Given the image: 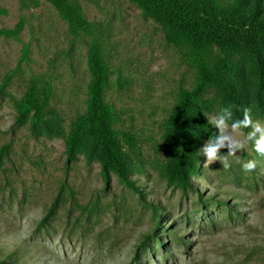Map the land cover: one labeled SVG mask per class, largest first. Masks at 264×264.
Returning a JSON list of instances; mask_svg holds the SVG:
<instances>
[{"label": "rangeland", "instance_id": "rangeland-1", "mask_svg": "<svg viewBox=\"0 0 264 264\" xmlns=\"http://www.w3.org/2000/svg\"><path fill=\"white\" fill-rule=\"evenodd\" d=\"M70 1L91 24L89 33L72 34L47 0H0V84L10 77L0 93V264H264V156L251 140L229 154L257 124L264 131V45L254 42L253 53L211 47L205 55L240 106L228 117L230 100L211 86L187 109L212 132L185 120L198 173L183 187L169 183L174 159L167 148L180 96L198 80L189 50L129 0ZM220 5L223 16L264 22V0ZM94 44L105 67L101 92L112 136L134 189L112 171L103 178L94 132L66 159L71 126L88 114ZM34 80L51 88L36 128L30 117L15 122ZM245 109L252 123L234 130ZM217 144L226 159L208 164L204 150ZM249 160L256 168L245 172Z\"/></svg>", "mask_w": 264, "mask_h": 264}, {"label": "trees", "instance_id": "trees-1", "mask_svg": "<svg viewBox=\"0 0 264 264\" xmlns=\"http://www.w3.org/2000/svg\"><path fill=\"white\" fill-rule=\"evenodd\" d=\"M67 23L72 34L89 33V24L78 6L70 0H47ZM142 12L143 16L160 24L166 31L168 38L176 45H184L190 52L192 66L197 70L198 80L192 90L182 92L180 96V112L173 126V139L168 145V152L174 159L170 171L169 183L180 181L183 187L188 186L189 174L198 173L197 166L192 163L185 142V120L190 119L199 126H207L209 132L212 127L202 116L189 118L187 109L192 102L208 87L220 89L230 100L232 112L237 114L240 106L238 94L224 74L214 75L205 59L211 47L221 50L231 48L254 52V42L264 45V22H256L250 16H223L220 0H129ZM88 67L91 73L88 114L79 117L71 126L66 141V159L72 160L78 150L81 139L88 133L96 134V148L98 150L102 175L109 178L113 172L127 187L134 189L124 173L122 154L115 144L111 132V113L107 110L101 89L105 84V67L101 61L99 48L93 45ZM10 77L6 76L0 84V93L9 85ZM49 84L41 85L40 81H32L24 96L19 101L17 124L23 119H31L32 128L42 123L50 98ZM7 151L3 147L2 152ZM52 209L43 217L47 220Z\"/></svg>", "mask_w": 264, "mask_h": 264}, {"label": "clouds", "instance_id": "clouds-1", "mask_svg": "<svg viewBox=\"0 0 264 264\" xmlns=\"http://www.w3.org/2000/svg\"><path fill=\"white\" fill-rule=\"evenodd\" d=\"M229 111L226 112V115L232 119L233 117V112L231 106H229ZM221 124H224V119L222 118L220 120ZM252 123L251 120V115L249 113V110L245 109L244 111V120L243 122L236 121L233 123V129L234 130H242L245 129L249 126V124ZM259 132L260 135L257 138L256 133ZM241 134L243 135V132L241 131ZM251 140L253 141L252 146L254 148V151L258 153L260 156H264V131H261L259 125L257 124L255 126V130L252 132H248L247 135L245 136V139L243 142L236 141L233 144H230V155L234 154L235 149H243L245 145L248 143V141ZM222 145L217 144L215 146L209 145L208 147L205 148L204 150V155L207 157V163L211 164L213 161L220 159L222 162L226 158L218 157V149ZM225 168H228V165L225 163L224 164ZM256 168V162L254 160H249L245 163L242 164V170L245 172H251Z\"/></svg>", "mask_w": 264, "mask_h": 264}]
</instances>
